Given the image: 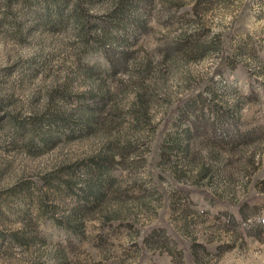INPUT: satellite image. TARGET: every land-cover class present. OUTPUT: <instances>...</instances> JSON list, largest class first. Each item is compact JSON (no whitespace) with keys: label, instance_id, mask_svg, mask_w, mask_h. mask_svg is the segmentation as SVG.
<instances>
[{"label":"rangeland","instance_id":"374dc122","mask_svg":"<svg viewBox=\"0 0 264 264\" xmlns=\"http://www.w3.org/2000/svg\"><path fill=\"white\" fill-rule=\"evenodd\" d=\"M0 264H264V0H0Z\"/></svg>","mask_w":264,"mask_h":264}]
</instances>
